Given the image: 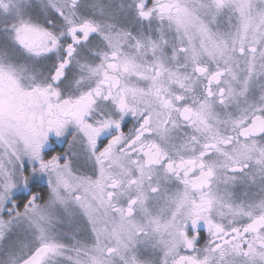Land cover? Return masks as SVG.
Segmentation results:
<instances>
[{"label":"snow or ice","instance_id":"6c2138e0","mask_svg":"<svg viewBox=\"0 0 264 264\" xmlns=\"http://www.w3.org/2000/svg\"><path fill=\"white\" fill-rule=\"evenodd\" d=\"M0 264H264V0H0Z\"/></svg>","mask_w":264,"mask_h":264}]
</instances>
